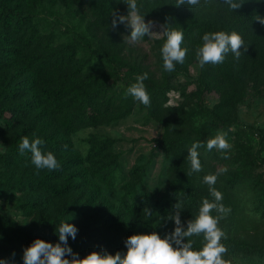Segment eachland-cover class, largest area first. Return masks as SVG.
<instances>
[{
  "label": "rangeland",
  "instance_id": "1",
  "mask_svg": "<svg viewBox=\"0 0 264 264\" xmlns=\"http://www.w3.org/2000/svg\"><path fill=\"white\" fill-rule=\"evenodd\" d=\"M9 2L30 22L14 30L0 20V89L8 90L0 95V108L13 120L9 127L0 119V258L23 264V248L35 238L56 243L65 220L78 228L68 244L80 258L91 251L123 254L124 240L132 234L155 231L163 237L173 231V220L157 218L154 194L165 190L186 226L202 199H213L203 177L226 168L214 187L221 190L227 179L236 184L230 195L234 210L219 214L221 242L246 246L254 258L227 251L222 257L226 264H264V141L257 131L264 135V26L256 20L264 16V0H242L235 10L223 0H201L190 8L176 5L177 0H137L145 21L155 22L151 31L165 25L184 33L182 46L188 51L171 72L163 69V35L145 34L130 43V27L111 26L114 11L127 14L123 0ZM191 30L197 31L193 40L187 34ZM218 30L238 32L248 47L241 46L238 59L229 52L222 63L201 67L196 56L201 37ZM137 71L147 72L155 85L143 82L148 105L126 94ZM199 79L208 86L205 106L218 118L198 111ZM48 89L66 93L61 102L49 104L43 101ZM92 92L95 100L86 97ZM203 127L210 138L226 132L231 147L202 145L201 169L193 172L187 150L192 144L186 140H194ZM24 136L42 138V148L59 164L69 157L77 161L82 177L75 187L62 194L47 190L43 183L66 187V175L55 178L53 170H37L28 152L18 151ZM156 139L179 144L166 155ZM42 219L56 221V229ZM186 239L192 246L205 242L202 233Z\"/></svg>",
  "mask_w": 264,
  "mask_h": 264
},
{
  "label": "clouds",
  "instance_id": "2",
  "mask_svg": "<svg viewBox=\"0 0 264 264\" xmlns=\"http://www.w3.org/2000/svg\"><path fill=\"white\" fill-rule=\"evenodd\" d=\"M127 5V14L122 15L118 11L112 13L111 26L115 29L118 24H125L130 27V34L127 39L130 43H135L147 34L150 38L155 35L159 38L165 37L160 48L163 61V69L171 72L175 65L183 63L188 51L182 46L184 33L182 30L170 29L162 25V31H151L155 22L145 21V14H141L137 0H123ZM201 0H177L176 5L198 6ZM232 10L239 9L242 0H223ZM256 20L264 26V16H256ZM202 43L196 49V56L201 67L206 64H219L225 59V55L231 52L234 58L238 59L243 51L247 49L241 35L236 31H209L201 37ZM148 79V73L138 74L136 82L129 85L126 94L132 96L144 105L150 103V96L143 83ZM227 133L218 131L215 136L206 141V148L212 150L214 147L220 150L229 149L231 145L226 139ZM45 141L36 136L29 139L24 136L18 144V151L23 154L26 151L31 153V163L37 170L57 169L60 165L53 152L44 150L42 146ZM201 147L200 141H194L188 148V158L191 170L199 172L201 162L198 149ZM226 168H220L216 173L207 174L203 181L209 186V194L213 199L203 198L198 214L186 222L182 223L180 213L177 211L170 216L175 227L172 232L161 237L153 231L150 233H135L124 240L127 249L123 254L116 251L111 254L107 251H91L83 258L78 253L73 252L68 244L69 237L75 240L78 228L72 223L62 221L57 228L58 242L52 243L41 238H35L28 246L23 248V264H226L222 254L227 251L221 242L225 236L222 228L218 226L221 215L227 214L231 209L221 201L222 193L214 187L219 173L226 172ZM175 207L179 209L176 205ZM215 210L217 215H213ZM203 234L204 244L200 249H193V241L186 239L194 235ZM71 257V259H69ZM0 264L6 261L0 258Z\"/></svg>",
  "mask_w": 264,
  "mask_h": 264
},
{
  "label": "trees",
  "instance_id": "3",
  "mask_svg": "<svg viewBox=\"0 0 264 264\" xmlns=\"http://www.w3.org/2000/svg\"><path fill=\"white\" fill-rule=\"evenodd\" d=\"M103 3H106V1ZM0 20H1V22L5 28L13 27L14 30H18L20 27L26 26L30 22L29 17L27 15H23V13L18 9V7L16 5L11 6L9 0H0ZM194 30L187 32V34L189 35V37L192 40L194 39V36L197 33V31L194 32ZM8 51H10L12 53H14V52L16 53L15 48H12V47H9ZM71 52L73 53L74 49H71ZM91 52L93 54H95L96 56H98L99 59H105V60L108 59L107 57L102 55L103 53L101 51L91 49ZM137 73L142 74V72H140V71H137ZM144 82L147 84L148 87H150L152 89L155 88V85L150 80L146 79ZM207 90H208L207 84L204 83L203 80L199 79V89H198L197 94H196L198 111L201 114H206V113L210 112L211 115L218 118L219 115L216 111L209 110L205 106L204 96H205ZM7 93H8V90H6L4 88L0 89V95H4ZM65 93H66L65 91H60V90H56V89H48V90L43 92V99H44L43 101H45L46 103H49V104L61 102V99L65 96ZM86 97L95 100L97 97V93L92 92L91 94H87ZM61 105H62V103H61ZM29 107H30V104L27 103L26 108H29ZM5 111H6L5 109L0 108V119H2L7 124V126L11 127L13 125V120L11 118H8L4 114ZM257 131L259 132L261 142L264 141V135L259 130H257ZM209 138H210V135H209L207 129L203 127L198 131V135L194 140H186V142L188 144H192L194 141H200L201 146H202V145L206 144V141ZM154 143H155L156 147H158L166 155H168V154H170V152L174 148L177 147V145L179 144V141L174 140V139H156L154 141ZM53 147L57 148L58 146L54 145ZM66 149L70 150V147H68ZM28 154L31 156L30 152H28ZM59 165L60 166L57 169L53 170V172L50 174V176L58 178L63 173H65L66 179H67V184H66L67 186L62 187L60 189L59 188L55 189L50 184L43 183V185L50 192L53 191V193H57V194L68 193L70 189L75 187L74 181L81 178L82 173L80 171V168H78V166H76L77 161L74 162L72 157L65 159ZM235 184H236V181L234 179H227L225 181L222 189L221 190L218 189L223 195L222 202L227 207H229L231 209V211L234 210V204H233L232 199L230 198V195L232 194V192L235 188ZM163 194H164V196H163ZM143 197L150 199L149 195H145ZM153 198H156L155 199V207H156V216L158 219H170V216L175 214L176 203L174 201H170L168 199V193L165 190H163V192L158 197H156V194H154ZM261 198L264 201V190L262 192ZM72 208L74 209L75 207L73 206ZM41 222L45 226L49 227L51 230L56 229L55 228L56 227V221L49 222V221L42 219ZM58 239L59 238L57 235L56 236L57 242H58ZM100 244H102V242H100ZM224 245L227 248V252L231 255H239V256L244 257L246 259H253L254 258V254H253L252 250L246 246L240 247V246H237L235 244H230V243H225ZM192 247H193V249H200L203 246L194 245ZM69 259H71V257H69ZM258 260H260V259H258ZM260 261H262V260H260ZM11 264H17V263L12 262Z\"/></svg>",
  "mask_w": 264,
  "mask_h": 264
}]
</instances>
